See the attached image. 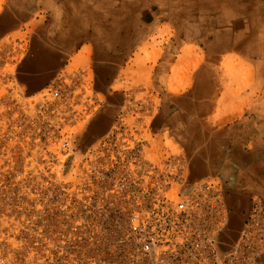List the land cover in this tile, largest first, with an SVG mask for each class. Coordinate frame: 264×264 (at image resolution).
Here are the masks:
<instances>
[{"label":"rangeland","instance_id":"374dc122","mask_svg":"<svg viewBox=\"0 0 264 264\" xmlns=\"http://www.w3.org/2000/svg\"><path fill=\"white\" fill-rule=\"evenodd\" d=\"M101 149L170 199L215 185L234 239L264 210V0H0V264L79 263L50 185L79 199Z\"/></svg>","mask_w":264,"mask_h":264},{"label":"built area","instance_id":"2783aa9c","mask_svg":"<svg viewBox=\"0 0 264 264\" xmlns=\"http://www.w3.org/2000/svg\"><path fill=\"white\" fill-rule=\"evenodd\" d=\"M105 137L109 138L108 134L101 138L102 147ZM87 154L102 155L111 164L81 167L79 199L75 198L76 193H70L69 183L50 185L52 190L57 189L52 201L58 206L65 208L75 200L80 205L74 215L75 223H67L62 232L55 233L57 243L51 247V253L63 262L73 259L78 264L260 263L264 253V210L260 203L253 204L243 229L231 240L228 233H221L228 214L221 202V192L212 183L192 182L170 199L165 194L169 183L147 180L150 169L143 167L135 173L131 167L119 168L113 165L115 153L108 149L85 152L83 157ZM170 170L173 172L165 177L179 185L181 169Z\"/></svg>","mask_w":264,"mask_h":264},{"label":"crops","instance_id":"0c3cea01","mask_svg":"<svg viewBox=\"0 0 264 264\" xmlns=\"http://www.w3.org/2000/svg\"><path fill=\"white\" fill-rule=\"evenodd\" d=\"M260 264H264V259H263V261Z\"/></svg>","mask_w":264,"mask_h":264}]
</instances>
